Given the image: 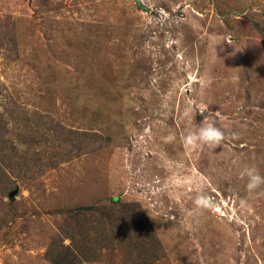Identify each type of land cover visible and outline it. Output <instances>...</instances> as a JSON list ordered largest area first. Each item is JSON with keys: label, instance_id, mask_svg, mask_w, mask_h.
Listing matches in <instances>:
<instances>
[{"label": "rangeland", "instance_id": "1", "mask_svg": "<svg viewBox=\"0 0 264 264\" xmlns=\"http://www.w3.org/2000/svg\"><path fill=\"white\" fill-rule=\"evenodd\" d=\"M249 164L264 0H0V264H264Z\"/></svg>", "mask_w": 264, "mask_h": 264}, {"label": "clouds", "instance_id": "2", "mask_svg": "<svg viewBox=\"0 0 264 264\" xmlns=\"http://www.w3.org/2000/svg\"><path fill=\"white\" fill-rule=\"evenodd\" d=\"M225 139V131L217 126L215 121L208 120L206 116L202 123L196 125L187 132L184 142L189 149L204 146L215 149L218 145H221ZM241 175L247 177L246 189L249 193L255 192L264 185V175L260 174L259 169L255 165H245ZM193 203L198 210L209 209L216 206L213 197L204 192L198 193ZM240 204L242 207L246 206L247 201L241 199Z\"/></svg>", "mask_w": 264, "mask_h": 264}, {"label": "bare ground", "instance_id": "3", "mask_svg": "<svg viewBox=\"0 0 264 264\" xmlns=\"http://www.w3.org/2000/svg\"><path fill=\"white\" fill-rule=\"evenodd\" d=\"M193 77V76H192Z\"/></svg>", "mask_w": 264, "mask_h": 264}]
</instances>
